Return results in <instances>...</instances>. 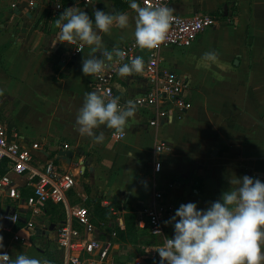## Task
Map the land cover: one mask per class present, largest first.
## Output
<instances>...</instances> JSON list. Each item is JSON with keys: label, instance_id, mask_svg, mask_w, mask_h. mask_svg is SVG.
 Segmentation results:
<instances>
[{"label": "crops", "instance_id": "crops-1", "mask_svg": "<svg viewBox=\"0 0 264 264\" xmlns=\"http://www.w3.org/2000/svg\"><path fill=\"white\" fill-rule=\"evenodd\" d=\"M68 7L84 9L93 20L95 8L127 12L129 25L123 29L113 26L109 32L101 33L105 39L103 46L108 50L122 48L134 39L136 12L121 0H91L87 4L84 0H0V124L14 128L19 142L33 149L34 166L52 161L58 169L73 175L75 186L68 193L70 205L82 206L72 199L87 197L80 186L83 183L89 188L90 201L103 197L114 204L123 202L135 208L136 227L150 234L148 227L138 226L137 220L144 208L154 204L165 210L164 234L171 238L170 217L182 203L192 201L199 208H206L222 192L236 187L230 181L243 175L264 181V44L263 67L252 65L259 32H264L255 18L258 13L264 15V0H173L169 7L174 14L184 17L201 14L215 19V25L205 29L190 45L193 49H200L216 38H224L228 43L227 39L238 35L241 52L224 54L228 56L222 67L225 76L209 92L192 72L169 69L186 78L189 108L181 115L172 112L170 119H160L151 126L154 110L137 107L122 139L111 138L114 131L103 125L95 130L104 132L102 143L79 134L75 127L84 95L93 89L92 75L87 76L81 70L87 45L73 54L72 44L58 42L60 27L54 21ZM247 36L253 41L248 56L244 53ZM166 48L181 52L187 49ZM136 55L142 56L146 63V51L138 49L132 53ZM159 56L162 67L167 68L161 49ZM126 62L128 58L118 62L112 80L114 95L120 97L121 105L144 93L147 87L143 71L127 76L118 74L119 66ZM159 142L167 146L162 153L155 150ZM61 151L72 153L70 163L58 155ZM12 179L22 199L31 193L25 177L12 176ZM155 193H160L161 198L156 199ZM15 205L3 199L0 215ZM18 206L21 225L10 230L11 226L0 223V232H8L12 240V233L25 220L35 218L25 213L21 201ZM54 208L61 209L63 218L51 222ZM65 214L62 205L49 204L39 216L45 219L40 224L55 227L64 221ZM37 230L27 241H13L31 244L44 255L42 259L50 258L54 232L47 235ZM95 234L100 239L96 228ZM41 238L48 241L44 250L36 243Z\"/></svg>", "mask_w": 264, "mask_h": 264}, {"label": "clouds", "instance_id": "clouds-1", "mask_svg": "<svg viewBox=\"0 0 264 264\" xmlns=\"http://www.w3.org/2000/svg\"><path fill=\"white\" fill-rule=\"evenodd\" d=\"M129 7L136 12L133 32L136 46L158 48L166 39L174 10L163 3L152 5L148 0L143 5L139 0H129ZM93 16L94 20L84 9L68 7L54 21L60 27L58 42L76 43L77 51L86 45L91 46L93 54L83 57L81 65L87 76L101 73L114 57L123 60L126 56L122 48H105L101 33L109 32L113 26L127 27L128 13L95 8ZM97 52L100 54L95 55ZM216 59L215 52H205L200 58L205 68ZM128 61L119 66V75L143 71L142 56H130ZM119 100L118 96L105 99L97 91L86 92L75 118L78 133L102 143L104 132L95 130L103 125L123 136L137 105L133 99L127 100L125 105ZM230 183L236 187L222 192L221 197L206 208H199L195 202L189 201L175 210L170 217L173 236L166 237L163 246L157 249L161 258L159 264H264V181L243 175ZM155 232L160 233V229ZM3 248V236L0 235V264H50L48 259L23 253L10 257L8 252L2 251Z\"/></svg>", "mask_w": 264, "mask_h": 264}, {"label": "built area", "instance_id": "built-area-1", "mask_svg": "<svg viewBox=\"0 0 264 264\" xmlns=\"http://www.w3.org/2000/svg\"><path fill=\"white\" fill-rule=\"evenodd\" d=\"M129 3V0H121ZM173 0H148L152 5H170ZM85 4L91 0H84ZM143 5L145 0H139ZM59 8V6H57ZM166 39L158 48L142 49L147 53V60L144 64L142 76L146 82V91L133 100L137 107L154 110V118L149 125L155 126L159 120L170 119L172 112L181 115L189 108L190 102L186 98L188 85L186 78L175 72L162 67L159 51L166 47L188 48L205 29L215 25V19L209 15L197 14L192 17H184L174 14ZM73 54L77 44L73 43ZM122 49L125 50L128 58L138 49L135 40L132 39ZM124 58V59H125ZM119 61L109 63L101 73L92 75V89L105 96V99L115 97L112 80ZM111 138L120 140L125 136L111 133ZM18 133L14 128L0 124V204L3 199L16 203L7 213L3 211L0 221L11 224L10 230L21 222V212L18 204L22 202L25 213L29 212L31 217H39L44 214L49 204L62 205L65 209V219L53 230L48 231L49 224L41 223L36 226L33 221L25 220L12 233L15 241L24 242L35 235L36 228L39 232L49 235L54 232L51 256L45 258L50 264H102L107 257L111 243L101 241L95 234L93 225L87 209L83 206L70 205L68 193L75 186L73 175L58 169L52 161H46L43 165H33V149L26 147L19 142ZM157 153L167 150L164 142H159L155 148ZM12 176H23L26 185L31 188V193L22 199L18 185L13 181ZM155 198L160 199L161 194L155 193ZM165 210L157 205L151 204L144 208L137 220L140 228L148 227L149 233L160 236L165 242V234L162 224ZM21 225V224H20ZM159 228V232L155 230ZM9 230V231H10ZM24 235H20V233ZM169 238V237H168Z\"/></svg>", "mask_w": 264, "mask_h": 264}, {"label": "rangeland", "instance_id": "rangeland-1", "mask_svg": "<svg viewBox=\"0 0 264 264\" xmlns=\"http://www.w3.org/2000/svg\"><path fill=\"white\" fill-rule=\"evenodd\" d=\"M255 18L264 28L263 13H258ZM237 37L238 35H235L234 38L227 39L228 43L225 42L224 38H221V40L216 38L214 42L201 45L202 48L200 49L196 50L189 46L184 52L177 49L162 48L161 54L165 59V64L168 69L174 70L177 73H185L186 70L189 73L192 72V75L197 77L203 84L205 90L209 92L212 90L209 88H214L217 84H220V81H222L220 79H223L225 76L222 67L225 64L224 60L228 56L224 54L234 51L241 52L242 46H237ZM101 38L102 43H104V36H101ZM259 38L260 40L256 45L257 48L255 47L252 54V65L255 68L263 67V60L261 58L264 44L263 31L259 32ZM244 42V53L248 56L253 41L247 36ZM212 51L216 53L217 59L214 62H210V67L205 68L200 58L203 53ZM92 54L90 52V46H86L83 57L88 58ZM99 54L95 53V55ZM187 64L189 66L188 68L185 66ZM80 186L86 192L87 197L82 199H76L74 197L72 201L87 209L101 241H109L111 243L110 251L102 264H159L161 258L158 255L157 249L163 246V239L160 236L150 235L136 227L135 208H132L129 204L124 205L123 202L114 204L109 198L105 199L103 197L90 201L89 188L83 183ZM61 212L60 208H54V214L49 221L54 222L56 219H62L63 214ZM42 219L44 218L35 217L33 218V223L40 225ZM0 235L3 236L4 248L2 250H7L11 257L14 258L16 255L23 253L38 259L44 258V255L38 253L31 244L26 245L13 241L11 235L4 230L0 232ZM36 243L43 250L48 245L46 238H41Z\"/></svg>", "mask_w": 264, "mask_h": 264}, {"label": "water", "instance_id": "water-1", "mask_svg": "<svg viewBox=\"0 0 264 264\" xmlns=\"http://www.w3.org/2000/svg\"><path fill=\"white\" fill-rule=\"evenodd\" d=\"M28 16H29V15H28ZM58 155H59L60 157L67 158V163H70V160H71V158H72V153H71L70 151H61ZM0 223H1V221H0ZM6 226H7V227H10L11 225L8 223ZM53 228H54V225L52 224V225L49 226L48 231L53 230ZM48 231H45V234H47ZM37 233H39V230H37Z\"/></svg>", "mask_w": 264, "mask_h": 264}, {"label": "trees", "instance_id": "trees-1", "mask_svg": "<svg viewBox=\"0 0 264 264\" xmlns=\"http://www.w3.org/2000/svg\"><path fill=\"white\" fill-rule=\"evenodd\" d=\"M20 225V224H19Z\"/></svg>", "mask_w": 264, "mask_h": 264}]
</instances>
